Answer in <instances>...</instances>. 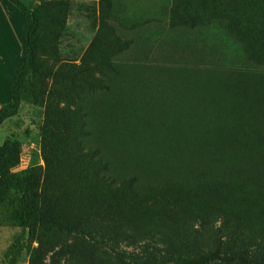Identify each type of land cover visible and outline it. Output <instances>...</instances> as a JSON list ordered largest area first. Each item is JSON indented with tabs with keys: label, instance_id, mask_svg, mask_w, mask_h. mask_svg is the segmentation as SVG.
<instances>
[{
	"label": "rangeland",
	"instance_id": "rangeland-1",
	"mask_svg": "<svg viewBox=\"0 0 264 264\" xmlns=\"http://www.w3.org/2000/svg\"><path fill=\"white\" fill-rule=\"evenodd\" d=\"M20 1L40 20L37 102L0 125V146L17 150L15 194L43 188L53 74L82 63L99 86L67 87L82 127L52 203L68 221L104 214L124 233L102 245L37 227L30 240L0 206V264H127L118 253L188 243L264 253V0ZM22 59L20 42L0 65V108Z\"/></svg>",
	"mask_w": 264,
	"mask_h": 264
},
{
	"label": "trees",
	"instance_id": "trees-1",
	"mask_svg": "<svg viewBox=\"0 0 264 264\" xmlns=\"http://www.w3.org/2000/svg\"><path fill=\"white\" fill-rule=\"evenodd\" d=\"M24 16L25 24L22 32V64L14 74L11 91V104L0 108V125L15 116L21 102L34 104L37 102L33 82L37 76L35 58V39L39 26V12L29 9L20 0H7ZM90 66L80 64H64L53 74V85L48 91L41 132V156L45 165V183L39 193L31 198L18 197L15 193L22 185L10 171L17 150L13 144L4 142L0 146V206L1 211L11 224L27 230L28 239L32 240L37 227L64 232L68 235H79L93 243L109 245V241L124 232L107 216L102 214L89 216L86 222L76 223L63 218L57 205V186L60 181L65 162L70 173L74 170L73 147L76 136L81 132V110L70 98L68 86L90 87L99 86V80L90 74ZM64 102V106L60 103ZM69 104L75 105L73 109ZM175 194H184L185 190L171 187L166 189ZM120 231V232H117ZM116 235V236H115ZM245 245H259L257 240L249 238ZM241 252H227L224 249L196 250L192 244L175 247L165 254L144 249L139 252H121L117 255L127 264H264V253L255 249ZM229 253V254H220ZM254 254V255H253ZM9 257V254H6ZM13 264V263H8Z\"/></svg>",
	"mask_w": 264,
	"mask_h": 264
},
{
	"label": "crops",
	"instance_id": "crops-1",
	"mask_svg": "<svg viewBox=\"0 0 264 264\" xmlns=\"http://www.w3.org/2000/svg\"><path fill=\"white\" fill-rule=\"evenodd\" d=\"M23 25L24 20L17 9L9 1L0 0V65L6 61L5 56L13 55L16 45L20 44Z\"/></svg>",
	"mask_w": 264,
	"mask_h": 264
}]
</instances>
